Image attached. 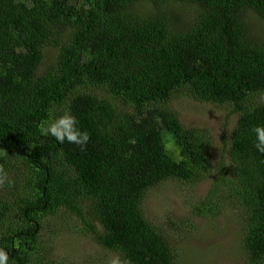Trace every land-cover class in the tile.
<instances>
[{
  "label": "trees",
  "instance_id": "1",
  "mask_svg": "<svg viewBox=\"0 0 264 264\" xmlns=\"http://www.w3.org/2000/svg\"><path fill=\"white\" fill-rule=\"evenodd\" d=\"M252 21L264 26V0H0V247L9 264L34 263L43 220L58 212L125 264H176L144 199L168 181L197 186L215 169L199 213L234 212L245 264H264V154L251 132L264 123L255 100L264 36ZM49 48L56 60L45 65ZM178 95L237 117L226 160L214 165L210 131L168 107ZM65 111L89 133L86 147L42 133Z\"/></svg>",
  "mask_w": 264,
  "mask_h": 264
},
{
  "label": "rangeland",
  "instance_id": "2",
  "mask_svg": "<svg viewBox=\"0 0 264 264\" xmlns=\"http://www.w3.org/2000/svg\"><path fill=\"white\" fill-rule=\"evenodd\" d=\"M256 20L255 17H253ZM253 22V21H252ZM264 36V26L253 22ZM55 49L47 50L46 64L56 60ZM93 90L97 91L94 87ZM99 93L106 95L103 91ZM264 101V95L255 97ZM189 128L208 129L213 138V164L226 160L224 137H229L237 117L225 109L197 102L182 95L168 104ZM224 158V159H222ZM222 159V160H221ZM213 176L199 185L168 181L148 192L145 213L175 243L176 264H245L241 226L231 210L203 217L197 209L209 192ZM3 185H0L2 192ZM17 216V215H16ZM175 223L174 226L172 224ZM39 256L33 264H111L117 254L98 245L83 224L70 213L48 215L39 232ZM121 264H125L122 259Z\"/></svg>",
  "mask_w": 264,
  "mask_h": 264
},
{
  "label": "clouds",
  "instance_id": "3",
  "mask_svg": "<svg viewBox=\"0 0 264 264\" xmlns=\"http://www.w3.org/2000/svg\"><path fill=\"white\" fill-rule=\"evenodd\" d=\"M41 131L44 135L53 137L61 144L67 141L81 148L86 147L90 140L89 133L86 130H81L77 117L70 111H65L58 117L50 114ZM251 132L255 137L254 148L259 153L264 154V123L255 125ZM6 179L7 173L0 167V185H3ZM0 264H9V252L3 247H0ZM111 264H121V261L117 257L111 261Z\"/></svg>",
  "mask_w": 264,
  "mask_h": 264
}]
</instances>
